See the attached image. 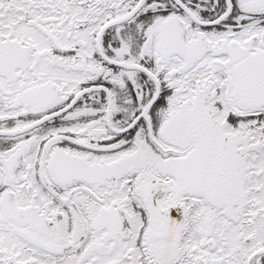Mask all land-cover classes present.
Segmentation results:
<instances>
[{
    "label": "snow or ice",
    "instance_id": "obj_1",
    "mask_svg": "<svg viewBox=\"0 0 264 264\" xmlns=\"http://www.w3.org/2000/svg\"><path fill=\"white\" fill-rule=\"evenodd\" d=\"M0 264H264V0H0Z\"/></svg>",
    "mask_w": 264,
    "mask_h": 264
}]
</instances>
